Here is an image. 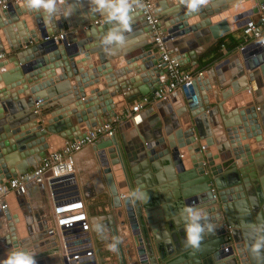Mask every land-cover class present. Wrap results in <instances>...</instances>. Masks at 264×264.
I'll list each match as a JSON object with an SVG mask.
<instances>
[{
    "label": "water",
    "instance_id": "water-1",
    "mask_svg": "<svg viewBox=\"0 0 264 264\" xmlns=\"http://www.w3.org/2000/svg\"><path fill=\"white\" fill-rule=\"evenodd\" d=\"M148 1L165 32V47L180 67H196L205 48L238 31L249 18L255 20L260 8L264 12V0H208L191 16L178 0ZM67 2L74 6V18L64 17L62 7L52 30L41 12L19 2L0 10V184L34 169L65 142L111 122L127 102L164 84V63L154 48L146 49L152 46L150 28L139 7L134 8L139 20L125 35L141 34V29L148 33L147 43L106 52L107 61L101 44L109 28L105 17L91 11L89 0ZM96 19L102 23L93 25ZM63 27L70 30L63 41H44ZM204 29L210 37L200 49L195 48V39H182ZM80 55L82 60L77 61ZM87 55H96L94 67L85 60ZM236 57L238 79L216 80L214 101L206 96L210 88L206 71L197 73L189 93H171L181 103L176 115L163 120L162 130L154 132L143 148L135 140L125 143L115 133L92 145L106 205L109 212H117L131 264H264V248L259 258L251 251L256 236H264V47L254 43ZM226 61L217 63L212 73ZM248 90L255 95L243 105L239 94ZM215 113L226 137V143L218 141L216 146L205 137L204 122L205 115ZM17 155L21 162L7 167ZM49 174L3 198L7 209L0 208V262L14 250L32 253L36 224L51 218L52 205L45 200ZM36 187L41 188L43 205L32 213L16 208V196ZM186 207L206 213L214 227L212 233L205 232L198 249L185 244L186 218L181 210ZM154 210L161 216H152ZM110 219L98 229L101 237L115 243L118 232L112 215ZM48 235L57 239V229L48 230ZM117 247L118 264H126L121 245ZM35 260L43 264L39 256Z\"/></svg>",
    "mask_w": 264,
    "mask_h": 264
},
{
    "label": "crops",
    "instance_id": "crops-1",
    "mask_svg": "<svg viewBox=\"0 0 264 264\" xmlns=\"http://www.w3.org/2000/svg\"><path fill=\"white\" fill-rule=\"evenodd\" d=\"M167 1V4H169V1ZM234 3H237L234 1ZM232 4V3H230ZM80 6V5H79ZM85 15H88L85 13ZM82 16H84L82 14ZM135 16V15H134ZM31 19V17H29ZM68 19H73V16L67 17ZM138 19V17H134V22ZM26 19H24L25 21ZM139 20V19H138ZM20 21H22L20 19ZM54 22L52 21L51 23H47L49 26V29L52 30V24ZM34 26V25H32ZM86 26V25H85ZM85 26H81V29H85ZM137 26V25H136ZM27 28V27H26ZM28 29V28H27ZM141 34H135L133 36H130L126 38V43L123 47L116 49L118 52L122 48H126L127 46H135L138 44L142 43H147L148 41V33H144L141 29H138ZM59 33L62 32H70L68 28L63 27L62 29L58 30ZM77 33V30H76ZM131 34V33H129ZM128 35V34H127ZM232 38L238 40L240 39V30L228 34ZM210 37L208 34L207 30L204 29L201 32H197V34L193 35L190 34L188 36L183 37L182 39L184 42L188 40V38L194 40L195 39V48L200 49L204 44L205 41ZM80 35L77 34L76 38L74 39L76 42V39H79ZM72 40V39H71ZM72 40V41H74ZM189 45H192L189 44ZM213 45L205 48L200 55H198L197 63L199 62L201 64H204L205 66H208L203 69H198L197 66L193 67L190 65H185L182 66V69L185 71L190 72L192 75H195L199 72L206 71V79L207 84L210 87L208 91H206V96L208 101H214L215 96H216V85L214 86L215 81L218 79H223L225 82H229L231 80H237L238 79V73H239V68H240V63L238 58L236 57V48L231 50L230 52H227L226 49L222 50V53L224 54L223 58L218 60V61H213L210 62L211 57H212V52H210V49L212 48ZM153 48L151 45H148L146 49H151ZM194 48V49H195ZM87 54V53H86ZM85 54V55H86ZM104 57L107 61H109V55L106 54V52H103ZM84 55V54H83ZM80 55L77 57L78 60H82ZM88 58L85 59L87 60L92 67H94L97 64V58L96 55H87ZM122 58H119V61H121ZM223 60H229L230 62L224 65V67H220L221 69L218 71L217 69L215 70L214 73H212V68L217 65L220 61ZM109 65L111 64V61L108 62ZM208 64V65H206ZM114 64H112L113 66ZM198 65V66H199ZM120 69V68H117ZM39 81V80H37ZM262 88H264V82H262ZM96 87V86H95ZM250 90V89H249ZM40 93H43L46 95L45 90H41ZM255 93H252L250 91V96L251 100L254 97ZM172 95H169V97L164 100V101H158L154 103L153 105H150L149 107H146L142 111L133 114L130 116L128 119H124L122 123H120V126L116 128L115 134L117 138H122L125 143L127 142H132L135 140V144L138 142L140 146L143 148V143H148L150 139H152L154 132L161 131L163 128V120H168L169 117H173L176 115V111L178 110V107H180V100L179 98L173 97L171 98ZM138 98V97H137ZM136 99V98H135ZM218 100L219 97H218ZM229 99H226L228 101ZM131 101L127 102L125 106H127ZM43 103V102H42ZM41 103V104H42ZM243 105H246L245 103H249V100H245L242 102ZM236 105H241L237 103ZM243 105L239 106L242 107ZM213 109V108H212ZM211 109V110H212ZM210 110V111H211ZM209 111V112H210ZM206 119L204 122L206 123L207 126V133L205 137L207 136L213 141V145L216 146L219 142H225L226 143V137L223 132V129L221 128V124L218 118V114H212V116L209 118L206 116ZM127 120V121H126ZM214 123V126L211 124ZM105 141V137H99L94 144ZM133 146V144H132ZM95 148V147H94ZM98 158H97V151H93V147L91 146H86L82 148L78 153L75 154L74 156V174H75V179H76V186H75V191L74 195L80 201L82 202L83 205V212L86 215L87 223H88V231L86 232V236L88 237L90 241V248L92 250V256L96 264H118L117 258H116V253L115 251H110L108 249V245L113 243L111 239L109 238H104L100 236V232L98 227H102L103 223L105 220H110L109 222L111 223V215L114 220V223L116 224L117 232H118V238L122 241L120 243L122 252L124 254V258L126 261V264H131V259L129 255L127 254V243L124 242V237L122 234V228L119 225V219L117 218L116 211L112 210L109 212L108 205L107 203V198L105 197V188L104 184L100 178V171H99V164H98ZM21 161L18 157V155L12 160L10 164H6L7 167H11L12 165L16 166L19 164ZM162 169V168H161ZM31 170V169H28ZM119 178H117L115 181H117ZM119 181V180H118ZM31 191L29 193L23 192L22 195L17 197V200H14L16 204V208L24 209L29 213H32L33 210L41 207L43 205L42 202V196H41V188L36 187L35 189H30ZM25 191V190H24ZM125 195V194H124ZM121 196V195H120ZM48 198L45 197V200L47 201ZM157 210H154L152 213V216L155 218H158L161 216V212L157 214ZM111 214V215H110ZM47 216L38 224H36V229H34L33 233L36 238L37 243L35 245L31 244V252L35 254V256H39V260L43 262V264H59V258H58V253H57V241L55 240V237L51 236L49 237L48 235V230H50L45 224L44 221L46 220ZM32 221V220H31ZM34 224L38 221H32ZM157 229V227H156ZM103 230V228H102ZM158 230V229H157ZM47 232V233H46ZM46 233V234H43ZM34 247V249H33ZM37 252H36V251ZM9 253V252H8Z\"/></svg>",
    "mask_w": 264,
    "mask_h": 264
},
{
    "label": "built area",
    "instance_id": "built-area-1",
    "mask_svg": "<svg viewBox=\"0 0 264 264\" xmlns=\"http://www.w3.org/2000/svg\"><path fill=\"white\" fill-rule=\"evenodd\" d=\"M19 0H0V10H5L10 3H18ZM140 15L143 21L150 28V37L153 50L159 55L164 63L163 81L164 84L145 96H139L132 100L127 106L121 108L117 116L111 122H105L94 130L84 133L80 139L72 142H65L61 149L56 150L40 160L34 169L24 174L7 179L0 184V208L7 209L4 197L33 181L41 179L45 172H49L47 181V200L52 205V211L48 214L51 218L46 220V226L54 231L57 229V253L60 264H96L91 244L86 236L88 223L83 212V205L80 199L74 195L76 179L74 174V156L82 148L93 145L99 137H110L115 133L117 125L124 119H128L146 107L162 101L173 92H180L182 95L189 93L192 80L197 74L192 75L178 66L165 47V32L158 25L159 20L152 14V4L148 0H141ZM135 11V9H134ZM257 18H249L241 26L240 42L236 51L242 52L247 47L257 43L264 47V12L260 8ZM102 19L93 21V25H99ZM86 28V26H85ZM66 32L56 33L44 38V41L59 43L64 40ZM223 48V47H222ZM42 183V182H41ZM123 197L122 195L120 196ZM52 220L53 223L52 224Z\"/></svg>",
    "mask_w": 264,
    "mask_h": 264
},
{
    "label": "clouds",
    "instance_id": "clouds-1",
    "mask_svg": "<svg viewBox=\"0 0 264 264\" xmlns=\"http://www.w3.org/2000/svg\"><path fill=\"white\" fill-rule=\"evenodd\" d=\"M89 3L91 11L104 16L109 25L101 40L104 51L113 53L116 49L123 47L126 43L125 34L132 31L134 8L142 6L140 0H89ZM207 3L208 0H178V4L185 7L186 14L189 16L198 13L201 7ZM19 4L28 10L41 12L46 24L51 23L57 17L62 7L63 15L66 18L70 17L75 10L67 0H19ZM140 196L143 198L146 197V194L141 193ZM181 212L186 218L185 244L193 249H198L205 232L212 233L214 227L207 222V214L200 209L186 207ZM202 221L204 222L202 223ZM121 242L120 238H115V243H111L107 247L110 251H118L117 245ZM262 248H264V236L257 235L251 245L254 257L259 258ZM0 264H37V262L35 254L24 250H14Z\"/></svg>",
    "mask_w": 264,
    "mask_h": 264
},
{
    "label": "trees",
    "instance_id": "trees-1",
    "mask_svg": "<svg viewBox=\"0 0 264 264\" xmlns=\"http://www.w3.org/2000/svg\"><path fill=\"white\" fill-rule=\"evenodd\" d=\"M240 39L236 40L234 38H232L230 35H226L224 37H222L221 39H219L210 49V52H212V57L210 62L213 61H218L220 59L223 58L224 54L222 53L223 49H226L227 52H230L231 50H233L234 48H236L239 45ZM223 47V48H222ZM199 65V62L197 63V70L198 69H203L206 68L208 66H205L204 64ZM208 65V64H206Z\"/></svg>",
    "mask_w": 264,
    "mask_h": 264
},
{
    "label": "bare ground",
    "instance_id": "bare-ground-1",
    "mask_svg": "<svg viewBox=\"0 0 264 264\" xmlns=\"http://www.w3.org/2000/svg\"><path fill=\"white\" fill-rule=\"evenodd\" d=\"M232 20H231V18L228 20V24H230V22H231ZM230 61L228 60V61H226L225 63H224V65H226L227 63H229ZM224 65L222 66V67H224ZM221 67V68H222ZM221 68H217V70L219 71ZM240 97H242L241 99H243V97H244V99H246V100H248V99H250L251 98V96H250V91L248 90V91H240ZM240 104V103H239ZM111 137V136H110ZM110 137H107V139L108 138H110ZM20 195H18V196H16V197H19ZM131 262V261H130Z\"/></svg>",
    "mask_w": 264,
    "mask_h": 264
}]
</instances>
